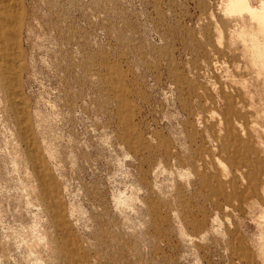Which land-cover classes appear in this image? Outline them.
<instances>
[{
    "label": "rangeland",
    "instance_id": "374dc122",
    "mask_svg": "<svg viewBox=\"0 0 264 264\" xmlns=\"http://www.w3.org/2000/svg\"><path fill=\"white\" fill-rule=\"evenodd\" d=\"M227 1L19 0L0 264H264V74Z\"/></svg>",
    "mask_w": 264,
    "mask_h": 264
},
{
    "label": "bare ground",
    "instance_id": "6f19581e",
    "mask_svg": "<svg viewBox=\"0 0 264 264\" xmlns=\"http://www.w3.org/2000/svg\"><path fill=\"white\" fill-rule=\"evenodd\" d=\"M226 10L240 17L246 14L255 23L256 34L248 32L250 42L245 43V47L250 52L252 63L259 66V72L264 74V0H257L256 5L251 0H228ZM21 19L22 9L19 0H0V74L8 87L18 84L15 53L19 43ZM241 31L243 35V30ZM258 35L261 36L260 39ZM43 176H40L42 185ZM54 222H56L55 219Z\"/></svg>",
    "mask_w": 264,
    "mask_h": 264
}]
</instances>
